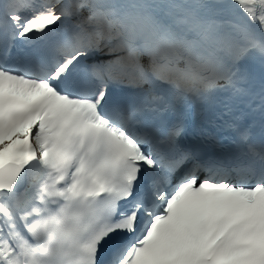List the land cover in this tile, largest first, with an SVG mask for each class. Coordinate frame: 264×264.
Returning <instances> with one entry per match:
<instances>
[{
    "label": "snow or ice",
    "instance_id": "6c2138e0",
    "mask_svg": "<svg viewBox=\"0 0 264 264\" xmlns=\"http://www.w3.org/2000/svg\"><path fill=\"white\" fill-rule=\"evenodd\" d=\"M0 264H264V0H0Z\"/></svg>",
    "mask_w": 264,
    "mask_h": 264
}]
</instances>
